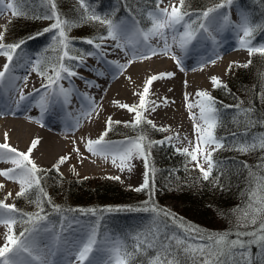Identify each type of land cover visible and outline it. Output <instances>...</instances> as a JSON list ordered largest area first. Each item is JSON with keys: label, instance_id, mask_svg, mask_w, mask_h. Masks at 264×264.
Segmentation results:
<instances>
[{"label": "trees", "instance_id": "trees-1", "mask_svg": "<svg viewBox=\"0 0 264 264\" xmlns=\"http://www.w3.org/2000/svg\"><path fill=\"white\" fill-rule=\"evenodd\" d=\"M103 1L114 5L95 9ZM236 1L248 14L254 42L263 41L264 0ZM227 2L184 0L182 11L188 16V24L197 29L205 11L219 5L224 7ZM12 3L20 14H11L3 24L1 40L5 45L19 43L20 48L37 56L40 62L37 68L43 73L46 69L56 71L61 65L74 68L75 59L60 58L65 51L75 58L91 51L92 44L87 40L97 42L108 32V25L101 20L114 24L121 17L131 16L140 29L146 30L150 25L146 12L156 7L155 0H90L88 6H83L79 0H12ZM53 12L55 17L66 22L67 49L60 41L51 42L49 33L41 25L48 15L53 16ZM93 16L100 20L92 19ZM211 92L217 108L214 136L221 146L211 155L213 167L207 179L201 171L184 167L186 154L174 151L170 145L158 144L163 131L144 118L135 126L111 120L105 139L145 137L141 143L148 165V186L141 191L124 190L118 187V179L74 180L64 178L53 168H40L39 183L14 199L16 211L12 230L16 237L19 239L20 233H26L40 220L36 214L54 219L71 213H93L110 217V225L122 237L120 249L132 253L129 264H149L160 252V241L168 236L199 248L209 242V237L219 235L229 242L237 238L245 242L243 249L237 247L230 253L226 250L220 257L222 264H264V240L260 239L259 232L264 215H255V224L252 217L246 216L252 211L253 191L264 184V147L261 146L264 143V52L255 51L249 55L247 64L235 66L227 83ZM245 147L247 150L242 151ZM156 185L163 190L159 197ZM167 197L178 200L180 207H165L162 202ZM143 218L148 223L142 225ZM157 229L156 247L142 245L137 251V244L146 238L151 241ZM246 232L256 235H237ZM172 243L173 256L180 264H193V256L183 249L177 251L175 242Z\"/></svg>", "mask_w": 264, "mask_h": 264}, {"label": "bare ground", "instance_id": "bare-ground-1", "mask_svg": "<svg viewBox=\"0 0 264 264\" xmlns=\"http://www.w3.org/2000/svg\"><path fill=\"white\" fill-rule=\"evenodd\" d=\"M174 3L176 5L177 0H174ZM161 7L163 8V5ZM213 17L214 15H209L204 24L210 23ZM179 34L168 37V33L163 38L150 37L146 45H142L140 37L131 34L128 40L105 39L96 51L95 58L88 60L77 75L69 77L61 86L67 92V97L61 93L55 97L48 88L47 90L41 88V84L30 76H27L25 81V77L8 73L3 86L0 87V144L5 142L7 134V142L12 147L19 152H27L32 141L38 139L39 143L30 154V158L37 166L67 157L62 165H72L80 174L108 173L120 176L126 183L137 176L143 180L145 171L142 154L134 153L121 168L120 161L117 160L114 165L110 155L107 157L94 155L86 150L89 140H97L100 137L104 116L111 114L116 119L127 118L128 111L120 105L134 102L139 104L146 81L153 75L163 76L164 78L157 79L150 86V92L145 96L147 110L143 109V114L154 125L169 127L168 140L176 149H180L178 141H191L192 124L196 118L201 120L200 109L196 105L203 98L198 97L196 93L198 91L208 93V78L210 76L223 78V66L227 62L244 63L249 56L248 42L246 46L232 43L230 51L222 59L212 63L213 65L202 67L200 65L206 61L203 60L206 54L191 61L189 54L193 50L189 49V44L192 41L182 49L178 43ZM173 36H176L177 42H174ZM205 36L210 42L212 58L224 53L227 34L213 29ZM165 40L170 45L167 52L162 51ZM118 43L120 47L116 46ZM147 45L155 48L157 54L148 53L151 58L139 59L141 54L147 51ZM173 55L179 64L177 60L172 59ZM133 58L139 60L128 66L122 75L116 78V74L123 68L120 66L125 67ZM3 65L4 62L0 59V70L3 69ZM195 65H199L197 70L193 69L196 68ZM103 69L105 71H102ZM188 69L191 71H186ZM168 73L172 75L168 76ZM36 90H39L38 95ZM21 92L26 97L24 100H20ZM42 96L48 97L43 106ZM188 104H192L193 107L189 108ZM193 114L194 119L190 118ZM198 124L200 128H207L204 121ZM200 146L207 152L212 148L211 145L203 143H200ZM12 167L14 166L11 163L0 162V170ZM81 167L86 168V172L81 171ZM60 171H63V168ZM1 182L5 183L6 191L11 193V197L20 190V185L15 181L0 176ZM5 203H10V199H6ZM74 226L81 231L78 224L68 221L57 241L50 236L47 228L39 225L25 236L33 254L20 251L18 254L11 253L8 256L11 255L18 264H55L63 260L79 264L73 255V249L86 238L80 232H74L72 229ZM7 235V225L0 224V246L1 243H6ZM102 246L98 242L94 243L93 251L90 253L92 264L107 262L105 259L108 252L103 250Z\"/></svg>", "mask_w": 264, "mask_h": 264}, {"label": "snow or ice", "instance_id": "snow-or-ice-1", "mask_svg": "<svg viewBox=\"0 0 264 264\" xmlns=\"http://www.w3.org/2000/svg\"><path fill=\"white\" fill-rule=\"evenodd\" d=\"M4 0H0V8H2ZM83 2V0H81ZM164 0H155L156 8L153 11L148 13V18L151 21V27L147 29V31L143 29H138L135 25L132 26L131 29L122 27L120 25L113 24L110 20H101V23L108 25V32L106 36L100 37L99 39H112L115 41H119L121 39L128 40L130 34L136 37H143L144 41H147L150 37H165L168 31L176 32L177 25H182L184 28V32L179 34V46L183 49L187 44H189L196 35L198 29L192 27L191 24L182 23L184 21V17L186 13H184L183 6L184 0H180L179 7L172 6L171 11L167 8H160L159 5L163 3ZM231 3V0H228ZM223 5H219L218 7H222ZM7 7L12 9V14L19 15L20 13L14 8L13 3H8ZM55 8V5H53ZM215 11V9H208L203 13V16L207 18L211 12ZM53 16H56V13L53 12ZM92 19L100 20V17L93 16ZM227 19V17L225 18ZM66 22L61 21L58 17L56 22L51 25V28L45 29V31H51L52 29H60L59 36H60V44L64 46L65 49L68 47V38L65 35V32L62 28V24ZM242 32L243 35L240 36V44L241 46H246L247 42L245 40L246 37L252 35L253 29L250 26L242 25ZM199 29L203 31H208L205 24H200ZM3 33H0V39H2ZM55 39V38H54ZM174 42L176 41V36H173ZM87 43L93 44L94 41L92 39H88ZM20 44H2L0 43V56L5 57L6 62L3 65V69L0 70V87L3 86L4 80L8 73L10 72L12 62L14 60V54L17 52V49L20 48ZM97 48L100 47L99 44L95 45ZM120 47L121 45L118 43L116 45ZM147 51L141 54V59H148L151 58L148 53L151 55H156L157 51L155 48H152L150 45H147ZM170 50V45H168L167 41L164 42V48L162 51L167 52ZM249 54L251 55L255 51L264 52V48L255 49V48H248ZM91 55V53H89ZM64 57H68L69 59H76L75 57L69 56L67 51L64 52L63 57L60 59L63 60ZM172 59L177 60V58L173 55ZM132 61H129L131 63ZM37 64L40 62L37 61ZM177 63L180 62L177 60ZM120 67H124L121 65ZM231 67V66H230ZM37 71L38 75L44 76L45 73L40 72L39 68H34ZM183 70V68H181ZM61 71L66 72L69 77L77 75L74 71H72L69 67H65L61 65L60 71L54 70V76H49L47 79L50 83L54 84L57 80L61 77ZM171 76V73L167 74ZM163 76L153 75L151 76L146 83L144 84L143 94L140 95V104L139 108L145 109L146 108V100L145 96L150 92V86L153 84L154 81L157 79H162ZM27 81V77L24 78ZM86 83H91L87 82ZM211 83L214 87H221L220 81L216 77L211 78ZM49 85L42 84L41 88L47 90ZM226 87V86H225ZM60 93L67 97V92L63 88L60 89ZM36 94H39V90H36ZM198 97L203 98L199 101L196 105L200 109V119L207 124V128H200L198 125L194 123L193 127L198 133H203L202 135H198V143L195 147L189 151V148L185 147L183 149H177V151H182L190 156L191 161L196 162V166L201 168L203 172L204 178L207 179L211 173V168L213 167V162L211 159V152L204 151L200 147V143L205 145L216 144V147H220L221 145L215 140L213 135V129L216 124V108L214 107L213 98L206 92V91H198L196 93ZM26 97L24 96L23 92H21L20 100H24ZM48 100L47 96L41 97V105L43 106L44 103ZM189 108L193 107L192 104L187 105ZM120 107L127 109L129 112L136 113L134 125H138L141 123V114L137 110L135 105L129 106L128 104L120 105ZM194 119V114L192 117ZM109 126L111 125V117H109L108 121L106 122ZM119 123V122H117ZM151 123V121H148ZM110 130V127L106 129L105 133H102L97 140H89L86 145V150L94 155H104L107 157L110 155L112 157V163L115 165L117 160L120 161V167L122 168L124 163L130 160L134 153L142 154V141L145 137L141 136L135 141H127L121 142L120 144H112L109 142H105L104 137L107 134V131ZM39 143L38 139L32 141L30 147L28 148L27 152H19L16 148L12 147L7 142V134H5V142L0 144V162L11 163L14 167L0 170V176L15 181L20 185V191L16 193L17 197L23 196L25 194L27 185L28 188L33 186V183H39V177L37 175L39 169L35 162L30 158V154L32 153L33 149L36 148L37 144ZM160 143H163L161 141ZM264 147V143L261 145ZM78 151V149H75ZM242 151H246L247 148H241ZM215 151V148H213ZM198 154H202L204 159L208 163V169L205 170L198 161ZM67 157H61L59 163H63ZM30 165V167H29ZM147 161H145V180L144 184L141 185L140 188L136 189L137 191H141L143 188L148 186V179H147ZM113 179H119V177H113ZM2 187V186H0ZM11 195V193H9ZM252 204L251 209L252 211L246 213V216L252 217V223L255 224V215H264V184H261L257 189H255L251 196ZM7 210V211H5ZM16 211L14 205L4 204L0 201V224L7 225L9 228L15 223L14 219L11 218V214ZM42 211V209H41ZM38 219H44L43 216L36 214ZM189 231H192L189 229ZM259 232L262 234L260 235V239L264 240V222L261 223ZM238 237L241 235H253L255 236L256 233H238ZM20 238L18 239L13 232L11 235L6 236V243L4 246H0V257H5L6 253H18L20 251L27 252L29 255L33 254V250L28 244V240L25 237V233L19 234ZM159 240V230L157 229V234L152 236L151 241L147 238L143 241H140L137 244V251L141 250L142 245H147V247L152 248L156 247V241ZM175 242L176 250L179 251L183 249V251L193 256V264H197V258H199V264H222L220 261V257L226 254V250L228 253L231 252L234 248H241L245 247V242L239 238L232 241H227L226 237L223 235H219L217 237H209V242L207 244L201 245L199 248H193L190 244H188L185 240L174 236H168L165 238L164 241H160V252L157 253V256L154 257L152 260L149 261V264H180V262L173 256V243ZM95 243L94 237H88L86 240L82 239L78 245H76L75 249H73V255L76 260L79 261V264H92L90 259V253L93 251V245ZM163 253L162 255L160 253ZM243 255V253H242ZM132 253L127 252L126 250H121L118 246L114 247L112 252L110 253V258L107 261V264H129L130 258ZM0 264H18V261L13 259L12 256H8L3 261H0ZM71 264V262H69Z\"/></svg>", "mask_w": 264, "mask_h": 264}, {"label": "rangeland", "instance_id": "rangeland-1", "mask_svg": "<svg viewBox=\"0 0 264 264\" xmlns=\"http://www.w3.org/2000/svg\"><path fill=\"white\" fill-rule=\"evenodd\" d=\"M81 2V0H79ZM41 2H43V0H41ZM8 3H10V0H4L2 8H0V33L2 32V26L3 24L7 21V19L11 16L12 14V9H9L7 7ZM90 3V0H83V2H81V4H83V6H88V4ZM163 5V8H167L169 10V12L171 11L172 6H178V0L177 3L175 5L174 0H164L163 3H161ZM159 5L160 8H162V5ZM114 5V3H110L109 1H103L100 2L98 6L95 7V9H106V8H110ZM155 9V8H154ZM154 9H150L147 11V16L148 13L150 11H153ZM226 9L227 11H225L223 8H216L215 11L211 12L209 15H214L213 19L210 21V23H208L207 29L209 32V30H213L216 29L218 32H222L223 34H227V36L225 37V41H226V45H225V51L224 53H220L217 57L212 58L210 55V50H209V39L207 36L203 35V34H197L195 35V38L192 40V42L189 44V49L193 50L191 51V53L189 54L191 56L190 60L191 61H195L197 58H199L201 55L206 54V57L203 58V60L206 59L205 62H203L200 66L204 67L207 66L208 64L213 65L212 63L219 61L220 59L223 58V56L228 53V51H230L231 48L230 45H232V43H236L239 44L240 43V36L243 35L242 32V25H247L246 23V19H247V15L244 12L243 8L238 4V2H236L235 0H232L231 3H227L226 4ZM227 17V19H225ZM57 17L52 16V15H48V19L42 21L41 25L43 27V29H49L51 28V25L54 24L56 22ZM206 18H204L205 20ZM182 23H186V19L184 18V21ZM115 25H120L122 27L131 29L133 25H135L137 28V24L136 22L129 16H125L120 18L119 20H117L115 23ZM248 26V25H247ZM151 27V26H150ZM62 28L63 30L66 28L65 24H62ZM139 29V28H138ZM147 31V30H146ZM49 33V39L51 40V42L53 43H57L58 41H60V36H59V32L60 29H52L51 31H45ZM65 32V31H64ZM180 32H184V28L182 25H177V31L176 32H172V31H168L166 33L165 36H167V34L169 33L168 37H170L173 34L176 33H180ZM240 32V34H239ZM66 35V32H65ZM107 35V34H106ZM105 35V36H106ZM55 38V39H54ZM140 41L142 43V45H146L147 41L143 40V37L140 36ZM233 39V42H229V40ZM238 39V40H236ZM105 40V39H104ZM104 40H99L97 42L93 43V50L90 52L91 55H89L87 58H82V59H77L76 61V65L74 71L75 73H77L81 67L83 65H85L87 63V60H92L91 58H95V53L96 51L100 48H97L95 45L99 44L100 46L102 45V42ZM246 42H248V46L249 48H255V49H260V48H264V40H258L256 41V43H252V37H246L245 38ZM0 43L4 44L2 42V40L0 39ZM232 51H234V49H232ZM0 59H2V61L5 63L6 59L3 56H0ZM141 59V58H139ZM138 58H133L130 61H132L131 63H127L125 65V67H123L121 69L120 72H118L116 74V78L120 77L122 75V73L125 71V69L128 66H131L132 63H134L136 60H139ZM38 59L36 60V58L30 54H28V52L26 51V49L24 48H19L17 49V52L14 54V60L12 62L11 65V69H10V74H14L17 75L19 77H27L30 76L31 78L35 79L38 81V84H47L49 85L48 87V91L53 94L55 97L59 96L60 94V89L61 86L63 85V83L68 80L69 76L67 75L66 72L61 71V77L59 80H57L54 84L50 83V81L47 79V77L49 76H54V71L51 70H45V75L41 76L37 74V71L34 70V68H36ZM249 61V56L248 59L244 62V63H240L238 61H230L227 62L223 68H224V76L223 78L219 77L218 80L220 81L221 85H225L227 83V79L231 78L232 75L235 72V66H241V65H245L247 62ZM28 63V64H27ZM27 64V65H26ZM195 64V63H192ZM196 68H193L194 70L198 69L199 65H195ZM231 66V67H230ZM61 66L57 67L56 71H60ZM26 70V71H25ZM186 71H191V70H186ZM218 76V75H217ZM72 77V76H71ZM213 76H210L207 80V84H208V94L213 98L214 101V107L216 105V99L214 98V96L212 95V89L215 88L213 86V84L211 83V78ZM115 78V79H116ZM217 78V77H216ZM140 104V103H139ZM139 104H137L136 102L128 104L129 106H133L135 105L137 107V110L140 112L141 117L144 118L147 122L149 121L145 115L143 114V109L139 108ZM216 108V107H215ZM127 110V109H126ZM217 110V109H216ZM128 111V110H127ZM127 118L122 119H116L114 118L111 114H107L104 116V125L102 128V133H104V130L106 129V125H107V121L109 119V117H111V120L114 121H121V122H131L133 123L135 121V116L136 113L133 112H127ZM199 118H196L192 124V140L191 141H186V142H179V147L180 149H183L185 147L189 148V151L192 150L193 147H195L198 143V132L196 130H194V123L196 125L199 126L198 122L202 123L203 120H198ZM216 120H217V112H216ZM151 125L160 128L163 131V137L161 139L157 140L158 144H169L171 145L173 148V144L171 142H169L168 137L170 135V128L166 127V126H156L154 125L152 122L150 123ZM213 135H214V129H213ZM215 138V137H214ZM216 140V139H215ZM112 141V140H111ZM113 141H120V142H127V141H135L134 139H130V138H119V139H114ZM161 141H163V143H160ZM219 144L220 142L218 140H216ZM177 142V141H176ZM212 146L211 150L208 152H213V148H217L216 144H210ZM201 147V146H200ZM176 151L177 149L174 148ZM179 153L182 154H186L183 153L182 151H177ZM144 153L142 151V160H143V164H144V171H146L145 168V161H144V157H143ZM198 161L199 164L201 165V167H203L205 170L208 169V163L207 161L204 159V156L202 154H198ZM30 167V165H29ZM38 168H53L54 170H56L61 176H63L64 178L67 179H79V178H88L90 179L92 182H96L99 179L102 178H113V177H119V188L126 190L127 188H133V189H138L141 187V185L144 184V180H145V175H144V179L141 180V178L139 176L131 179L130 181L124 182L120 176L118 175H112V174H108V173H96V174H80L78 170H76V168L72 165H62V163H59L58 160H55L51 163H47L43 166H37ZM184 167H191L194 169H197L199 171H201L200 167L196 166V162L191 161L190 156H187V159L184 163ZM63 168V171H60V169ZM86 168H80L81 171L86 172L85 171ZM202 172V171H201ZM203 173V172H202ZM145 174V173H144ZM147 174H148V167H147ZM148 176V175H147ZM90 181V182H91ZM101 181V180H100ZM91 182V183H92ZM105 182V181H103ZM106 183V182H105ZM36 183H33V186H35ZM0 197H2V202L4 204L6 199H10V203H8L9 205L14 204L15 202V198H16V192L15 194H13V196L11 197L9 195V193L6 191V185L4 182L0 183ZM25 188L27 189V185L25 186ZM155 189L157 190V197H159L162 193L163 190H161V187L159 186H155ZM20 191V190H19ZM1 200V199H0ZM163 205L167 208H174V207H180V202L178 200H174L173 198H164L163 200ZM7 211V210H5ZM87 215H75V216H70L68 218H66L64 221H62V223L60 224H53L52 222H50L49 220H42L40 222H38L37 224H35V226H33L30 231L34 228H37L39 225H43L45 228H47L49 230L50 236L53 237L55 240H59V236L63 233V230L65 229V227L67 226L68 221L72 222V223H76L78 224V226L81 227V231L77 229V226L73 227L74 231L80 232V234H82L85 238L88 237H94L95 242H98L100 244H102V248L103 250L108 252V256L106 258V260H109L110 258V253L112 252L114 247H119L120 245V237L118 236L117 233H115L108 224H105L106 222H100L96 219H87L86 218ZM15 217V213L11 214V218L14 219ZM105 220V219H104ZM137 222L138 220L135 219ZM148 223L147 220H145L144 218L141 220V224H146ZM66 225V226H65ZM8 227V226H7ZM13 233L12 231V227L9 228L8 227V235H11ZM5 243H1V246H4ZM56 254V252H54ZM11 253H6L5 257H0V261H3L5 258L8 257V255ZM13 254V253H12ZM18 254V253H14ZM20 254V253H19ZM22 255V254H20ZM69 264V263H68ZM72 264V263H71ZM99 264H107V262L101 261Z\"/></svg>", "mask_w": 264, "mask_h": 264}]
</instances>
